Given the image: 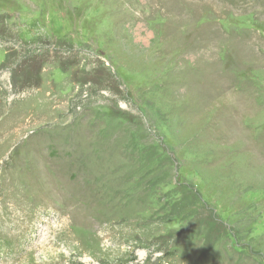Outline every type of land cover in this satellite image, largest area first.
Returning a JSON list of instances; mask_svg holds the SVG:
<instances>
[{
    "label": "rangeland",
    "instance_id": "rangeland-1",
    "mask_svg": "<svg viewBox=\"0 0 264 264\" xmlns=\"http://www.w3.org/2000/svg\"><path fill=\"white\" fill-rule=\"evenodd\" d=\"M0 264H264V0H0Z\"/></svg>",
    "mask_w": 264,
    "mask_h": 264
}]
</instances>
